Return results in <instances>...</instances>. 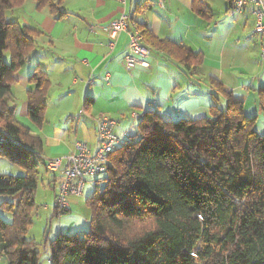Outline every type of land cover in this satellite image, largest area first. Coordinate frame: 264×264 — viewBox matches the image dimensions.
Masks as SVG:
<instances>
[{
    "label": "trees",
    "instance_id": "1",
    "mask_svg": "<svg viewBox=\"0 0 264 264\" xmlns=\"http://www.w3.org/2000/svg\"><path fill=\"white\" fill-rule=\"evenodd\" d=\"M23 1L0 0V156L23 171L0 176V196L8 198L0 208L11 216L0 217V258L7 264H38L37 244L26 234L38 167L45 166L39 136L8 103L15 73L44 35L6 18ZM33 1L60 17L64 0ZM134 26L145 44L191 72L199 69L200 53L154 37L144 24ZM28 79L33 88L27 116L40 126L50 82L41 69ZM208 81L215 88L208 116L171 121L147 111L136 121L134 132L108 154L98 178L102 188L97 184L87 199L89 231L58 232L47 240L51 264H264V136L253 128L255 118L245 115L242 100L217 79ZM255 91L264 114V86Z\"/></svg>",
    "mask_w": 264,
    "mask_h": 264
},
{
    "label": "crops",
    "instance_id": "2",
    "mask_svg": "<svg viewBox=\"0 0 264 264\" xmlns=\"http://www.w3.org/2000/svg\"><path fill=\"white\" fill-rule=\"evenodd\" d=\"M198 6L204 8V14L197 12ZM123 11L132 18L129 29L144 24L154 37L200 53L199 69L191 72L166 51L146 43L148 68L127 70L128 33L118 34L109 48L105 30ZM61 12L54 18L47 9L38 10L35 1L24 0L18 9L6 13L7 19L44 34L15 73L8 101L15 115L27 117V95L33 88L28 78L39 69L45 71L50 85L43 123L26 125L39 136L44 157L70 153L77 141L87 142L93 151L95 120L100 116L116 122L117 136L134 132L136 121L147 111L171 121L206 117L215 92L208 76L243 101L244 113L249 98H256L252 91L264 86L261 36L253 33L254 16L249 8L235 13L229 0H126L125 4L118 0H64ZM14 89L23 96L19 107ZM219 104H225L222 97ZM61 179L62 172L60 178L50 180L55 195ZM70 231L71 227L66 228L65 233ZM0 264L7 262L0 258Z\"/></svg>",
    "mask_w": 264,
    "mask_h": 264
},
{
    "label": "built area",
    "instance_id": "3",
    "mask_svg": "<svg viewBox=\"0 0 264 264\" xmlns=\"http://www.w3.org/2000/svg\"><path fill=\"white\" fill-rule=\"evenodd\" d=\"M125 1L118 0L121 4H125ZM248 8L254 16L253 33L261 36L259 60L264 64V0H234L232 3L235 13H242ZM128 24V14L123 11L114 22L107 26L105 30L109 36L108 46L112 48L118 34L126 31L128 33L127 52L124 56L126 69L148 68L149 48L144 43L140 31L135 26L129 29ZM95 125L96 144L93 151L87 142L77 141L74 144V150L70 153L55 158L42 156L48 170L61 169L62 172V179L58 184L53 205L58 217L70 210L69 196L82 194L86 178L105 171L108 154L127 136L126 132L123 136H117L114 132L116 122L107 116L97 117ZM42 208L47 209V206H42Z\"/></svg>",
    "mask_w": 264,
    "mask_h": 264
},
{
    "label": "rangeland",
    "instance_id": "4",
    "mask_svg": "<svg viewBox=\"0 0 264 264\" xmlns=\"http://www.w3.org/2000/svg\"><path fill=\"white\" fill-rule=\"evenodd\" d=\"M5 61L9 63L7 55ZM14 93L17 97L15 101L19 107L23 101V96H19V93H17L15 89ZM252 93H254L256 97V91H252ZM18 114L19 113L15 116L21 123L32 126L28 116L21 117ZM245 115L255 118L253 128L260 136H264V114L259 107L257 97H250L249 102H246ZM38 170L40 172V179L33 195L34 207L30 214L31 224L29 225L26 238L37 244V250L39 252L38 264H51L47 240L52 239L58 232H66V228L69 227H71V231L69 232L71 234L82 235L84 232L89 231L91 209L87 199L95 195L97 190L95 186L97 184L102 188L103 181L98 180V178L102 177V174L86 178L87 181L84 185L82 194L80 196H69L68 201L70 210L58 217L53 210L55 191L52 188L53 184L50 180H53L54 176L56 179L60 178L61 172L59 169L55 172L45 171L42 164L39 165ZM22 173L23 171L16 164L10 162L8 158L0 156V176H18L23 175ZM5 198L8 199L7 197L0 196V202ZM42 206H47V209H43ZM0 217L4 221H10L11 219L10 214L1 210V208Z\"/></svg>",
    "mask_w": 264,
    "mask_h": 264
}]
</instances>
